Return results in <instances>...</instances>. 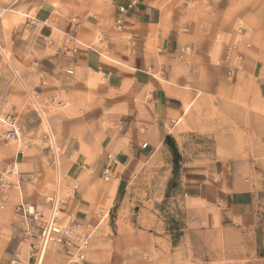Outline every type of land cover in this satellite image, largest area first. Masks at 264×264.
Listing matches in <instances>:
<instances>
[{"label": "rangeland", "instance_id": "374dc122", "mask_svg": "<svg viewBox=\"0 0 264 264\" xmlns=\"http://www.w3.org/2000/svg\"><path fill=\"white\" fill-rule=\"evenodd\" d=\"M11 1L0 0V263L10 254L30 263L32 239L16 207L21 200L45 214L44 196L57 186L59 225L75 222L77 234L90 235L87 259L72 264H264V0H172L185 5L183 31L208 43L214 73L200 76L206 88L196 91L186 118L168 128V159L134 168L116 197L101 179L90 190L103 200L82 217L65 209L66 199L85 187L69 177L59 136L64 119L78 111L62 91L46 96L18 76L12 39L23 16ZM7 116L18 142L5 135ZM208 164L232 170L249 189L254 224L223 222L221 208L185 195L184 169ZM60 252L52 245L42 264H60Z\"/></svg>", "mask_w": 264, "mask_h": 264}, {"label": "crops", "instance_id": "0c3cea01", "mask_svg": "<svg viewBox=\"0 0 264 264\" xmlns=\"http://www.w3.org/2000/svg\"><path fill=\"white\" fill-rule=\"evenodd\" d=\"M9 6L23 16L12 39L18 76L46 96L62 91L78 111L64 119L59 136L69 177L85 187L66 199L65 209L82 217L103 200L90 187L104 176L116 197L134 168L168 159V128L186 118L196 91L206 88L200 76L214 73L208 43L183 31L185 5L172 0H12ZM184 174L185 195L221 208L223 222L255 223L251 193L232 170L208 164Z\"/></svg>", "mask_w": 264, "mask_h": 264}, {"label": "built area", "instance_id": "2783aa9c", "mask_svg": "<svg viewBox=\"0 0 264 264\" xmlns=\"http://www.w3.org/2000/svg\"><path fill=\"white\" fill-rule=\"evenodd\" d=\"M6 120L10 123V129L6 132V137L15 142L20 141L18 129L14 126L12 119L7 116ZM146 143L143 144L145 146ZM53 165L58 170V157L56 151H53ZM108 177L104 176L106 180ZM46 213L29 211L25 203L21 202L16 207V213L22 218L24 224L23 233L27 238L32 239L28 242L30 264H42L46 251L52 245H58L61 249L60 264H72L85 262V252L87 249V240L89 234L79 235L75 232L77 224L74 222L66 226L58 223L60 207L63 200L59 197L58 187L56 190L44 196ZM7 264H22L17 257L9 259Z\"/></svg>", "mask_w": 264, "mask_h": 264}, {"label": "trees", "instance_id": "16d2710c", "mask_svg": "<svg viewBox=\"0 0 264 264\" xmlns=\"http://www.w3.org/2000/svg\"><path fill=\"white\" fill-rule=\"evenodd\" d=\"M164 142H165V144H167L168 146H169V145L171 146V145H172V139H171V137H170V136H166Z\"/></svg>", "mask_w": 264, "mask_h": 264}, {"label": "bare ground", "instance_id": "6f19581e", "mask_svg": "<svg viewBox=\"0 0 264 264\" xmlns=\"http://www.w3.org/2000/svg\"><path fill=\"white\" fill-rule=\"evenodd\" d=\"M41 115H42V114H41ZM43 120H44V119H43ZM44 122L46 123V120H44ZM45 123H44V124H45ZM46 127H48V126L46 125Z\"/></svg>", "mask_w": 264, "mask_h": 264}]
</instances>
